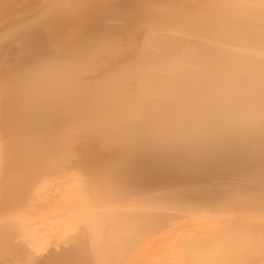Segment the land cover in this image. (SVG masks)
Returning a JSON list of instances; mask_svg holds the SVG:
<instances>
[{
  "label": "bare ground",
  "instance_id": "1",
  "mask_svg": "<svg viewBox=\"0 0 264 264\" xmlns=\"http://www.w3.org/2000/svg\"><path fill=\"white\" fill-rule=\"evenodd\" d=\"M0 264H264V0H0Z\"/></svg>",
  "mask_w": 264,
  "mask_h": 264
}]
</instances>
